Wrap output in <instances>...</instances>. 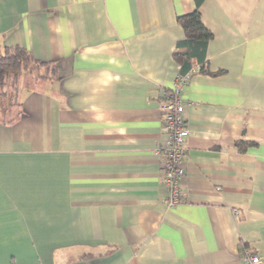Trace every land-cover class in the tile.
Returning a JSON list of instances; mask_svg holds the SVG:
<instances>
[{
    "label": "crops",
    "instance_id": "1",
    "mask_svg": "<svg viewBox=\"0 0 264 264\" xmlns=\"http://www.w3.org/2000/svg\"><path fill=\"white\" fill-rule=\"evenodd\" d=\"M196 8L170 205L156 149ZM0 41L58 65L0 109V264H264V0H0Z\"/></svg>",
    "mask_w": 264,
    "mask_h": 264
},
{
    "label": "trees",
    "instance_id": "2",
    "mask_svg": "<svg viewBox=\"0 0 264 264\" xmlns=\"http://www.w3.org/2000/svg\"><path fill=\"white\" fill-rule=\"evenodd\" d=\"M198 4L202 0H196ZM178 22L184 30V38L179 40L174 51V58L179 63V74H189L194 68L203 70L207 61V49L213 38L212 31L206 27L201 12L196 8L193 12L180 15ZM193 75V74H192ZM26 84L39 80L58 78V65L54 61H43L35 58L21 45H3L0 41V109L7 110L12 106H20L19 93ZM32 79V80H31ZM4 116V122H11ZM243 150L244 144L239 143ZM91 254H86L89 257Z\"/></svg>",
    "mask_w": 264,
    "mask_h": 264
},
{
    "label": "built area",
    "instance_id": "3",
    "mask_svg": "<svg viewBox=\"0 0 264 264\" xmlns=\"http://www.w3.org/2000/svg\"><path fill=\"white\" fill-rule=\"evenodd\" d=\"M196 71L197 69L194 68L186 75L178 73L174 86L167 93L162 106L163 130L168 134L169 139L166 145H159L156 152L163 160V180L169 188L166 201L170 205L180 203L183 196L180 187L183 177L181 163L186 154V138L190 132L183 117L185 108L183 90ZM242 262L243 264H262V258L258 253L246 250L242 256Z\"/></svg>",
    "mask_w": 264,
    "mask_h": 264
}]
</instances>
